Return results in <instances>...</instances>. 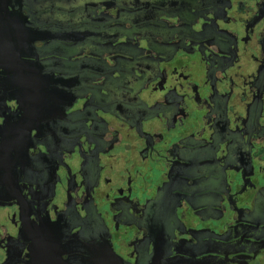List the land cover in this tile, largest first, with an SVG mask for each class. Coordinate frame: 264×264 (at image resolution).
Returning <instances> with one entry per match:
<instances>
[{
  "label": "flooded vegetation",
  "instance_id": "af4514ba",
  "mask_svg": "<svg viewBox=\"0 0 264 264\" xmlns=\"http://www.w3.org/2000/svg\"><path fill=\"white\" fill-rule=\"evenodd\" d=\"M83 5L0 66V264H264V0Z\"/></svg>",
  "mask_w": 264,
  "mask_h": 264
},
{
  "label": "water",
  "instance_id": "95a60500",
  "mask_svg": "<svg viewBox=\"0 0 264 264\" xmlns=\"http://www.w3.org/2000/svg\"><path fill=\"white\" fill-rule=\"evenodd\" d=\"M8 1L9 0H0V66L4 68V73L10 76L17 73L42 75V67L47 68L48 71V69L51 70L50 67L52 66H47L49 63L46 64V60H35L34 55H32L33 57L29 56L33 58L31 61L22 58V54H25L23 53V50L33 48V45L31 44L37 39H51L54 41L55 39L58 40V38H61L68 40L65 35H69L70 32L68 31L71 30L70 27L74 25V20L72 19L74 11L69 9L67 15L64 11H48L44 16L46 19V25L43 26L39 23V21H44V19H42L43 16L39 19H36L37 17L34 19V16L32 18L33 21H29L28 17L21 15L18 10L9 9ZM65 2L66 5L70 4V0H65ZM60 16H62V20L60 19ZM33 24H35V26H33ZM75 34L77 35L78 33L72 32L70 36ZM81 34L82 33H80V35ZM54 42L60 44L59 41ZM47 62H49V59H47ZM16 66L21 68V71H15ZM45 76L47 82L48 80L53 82L56 77L55 72L49 71ZM39 81L35 80L36 88L34 90L36 101L39 99L46 103L52 101L60 90L48 87V83H43L42 78ZM106 260L107 258H100V261L103 264H108L106 263Z\"/></svg>",
  "mask_w": 264,
  "mask_h": 264
},
{
  "label": "rangeland",
  "instance_id": "374dc122",
  "mask_svg": "<svg viewBox=\"0 0 264 264\" xmlns=\"http://www.w3.org/2000/svg\"><path fill=\"white\" fill-rule=\"evenodd\" d=\"M82 6H84L83 5V0H77V3L72 2L69 5H66L65 7L67 9L65 8L64 13L67 15L68 12H69V9L73 10L74 11V13H73L74 16L72 17V19L77 21L78 20V18H77L78 16L77 15L80 16V14L77 13V11H78V9H83L84 7H82ZM52 47L59 48L57 45L56 46H52Z\"/></svg>",
  "mask_w": 264,
  "mask_h": 264
}]
</instances>
